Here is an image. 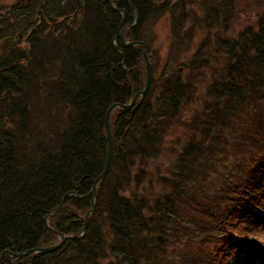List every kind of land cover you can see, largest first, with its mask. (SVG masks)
Instances as JSON below:
<instances>
[{"label":"trees","instance_id":"trees-1","mask_svg":"<svg viewBox=\"0 0 264 264\" xmlns=\"http://www.w3.org/2000/svg\"><path fill=\"white\" fill-rule=\"evenodd\" d=\"M3 6L0 264H228L245 251L240 242L253 244L264 229V6L254 25L232 38L234 0H16ZM121 11L128 42L151 46L144 30L165 20L159 83L151 75L133 115L117 108L110 114L112 160L84 236L48 253L9 258L5 252L81 234L104 166L106 112L127 104L145 84L143 48L123 47L116 36ZM199 30L203 38L187 67L208 63L200 52L210 47L228 61L196 100L174 64L195 45ZM190 100L197 109L188 122L181 106ZM172 124L192 135L170 148Z\"/></svg>","mask_w":264,"mask_h":264},{"label":"rangeland","instance_id":"rangeland-1","mask_svg":"<svg viewBox=\"0 0 264 264\" xmlns=\"http://www.w3.org/2000/svg\"><path fill=\"white\" fill-rule=\"evenodd\" d=\"M15 1L16 0H0V3L4 5L3 8H6ZM234 1L236 6V13L230 23V28L227 31L228 38H232L236 36L238 32L243 28L254 25L256 18V10L260 9L261 6L262 7L264 6V0H234ZM192 10L195 13H197V15H201V11H199L195 5L193 6ZM144 33L146 36H148V38L154 41L150 46V48H152V52L148 53V55L146 56V60L148 61L149 65H151V67L153 65L156 66L155 71L153 70L151 75L153 78V82L159 83L161 75L164 71L163 68L165 66V60L167 56V42H168L167 24L164 19H161L158 22H156L151 28L147 26V28L144 30ZM224 37L226 36L224 35ZM202 38L203 35H201V30H199V34L197 33V35L195 36V43H194L195 45L191 48L190 51H188L185 54V57L182 56L183 55L182 54L180 56L181 59L179 58L180 60L176 64H174L175 68H179V70L182 72L183 75L182 78L186 81L185 84H189L190 86L194 87L193 88L194 91L197 92L196 100H198L199 96L201 95L205 97V94L207 93V89H209L212 86V83H214L220 78V74H221L220 70L222 68L227 67V61H228V58L226 56L223 55L224 57H222L220 54H217L215 51L212 50L213 47H210V48L201 49L200 52L201 58H206L207 56L210 57L208 59V63H206L205 65L204 63H196L194 64L193 68L187 67L186 65L187 60L189 59L190 55L194 52L195 47L197 48V43L202 41L201 40ZM144 69L146 70V67H144ZM157 92L158 91L156 89L153 99L158 98ZM195 101L190 100L186 105L183 104L181 106V110L184 108V110L181 111L182 113L181 116L187 121L189 117H192L193 112L197 109V105ZM187 125H192V124L187 123ZM169 126L170 128H169V132L166 134V140L170 148H172L173 144L176 142V139L181 137L185 139L186 137L192 135L191 132L192 130L188 127L181 126L180 128H177L173 124ZM227 162H229V160ZM258 238L259 240H261L262 242L261 244L264 245V236L261 235V237ZM231 258L232 257L228 258L226 261L230 262ZM262 261L264 262V253L258 259L257 264H261Z\"/></svg>","mask_w":264,"mask_h":264},{"label":"water","instance_id":"water-1","mask_svg":"<svg viewBox=\"0 0 264 264\" xmlns=\"http://www.w3.org/2000/svg\"><path fill=\"white\" fill-rule=\"evenodd\" d=\"M119 1V0H118ZM124 14V13H123ZM124 20V18H123ZM117 36L119 37L121 43L123 46L125 47H129V46H134V45H139L144 47V58H145V65H146V72H145V84H144V88L135 93L134 96L131 98V100L129 101V103L127 104H114L112 106H110V108L107 110L106 115H105V119H104V129H105V134H106V141H107V148H106V156H105V161H104V166L102 169L101 174L98 176V178L95 180L94 185L92 186V189L90 191V193L93 196V203H92V209H90L86 215L84 216V224L81 230V235L80 236H72V237H68V236H61V240L58 244L52 245V246H48V247H44V248H38V249H32V250H28L26 252H22V253H11V252H5L7 254H9V258H19L24 256L25 254H30V253H48L51 252L57 248H59L62 243L66 240V239H71V238H82L84 233H85V222L87 219V215L93 210L94 206H95V192L96 189L98 187V185L104 180L111 160H112V155H113V136L110 130V124H109V118H110V114L114 109H119L122 112H127L129 110H131V114L133 115L135 113V111L138 108L139 103L143 100L144 96L146 95L148 88H149V84H150V77H151V72H150V65L148 63V61L146 60V55L149 52L150 48L143 42H131V43H126L124 38L122 37V30H120L117 34ZM139 99V102L137 104L134 105V103L136 102V100ZM65 197V196H64ZM64 199V198H63ZM63 200L62 202L58 205L57 208H60L62 206Z\"/></svg>","mask_w":264,"mask_h":264}]
</instances>
